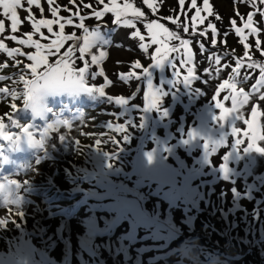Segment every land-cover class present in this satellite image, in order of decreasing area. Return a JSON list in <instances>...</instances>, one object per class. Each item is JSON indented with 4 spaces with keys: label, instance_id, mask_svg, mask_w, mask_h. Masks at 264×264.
Instances as JSON below:
<instances>
[{
    "label": "rangeland",
    "instance_id": "obj_1",
    "mask_svg": "<svg viewBox=\"0 0 264 264\" xmlns=\"http://www.w3.org/2000/svg\"><path fill=\"white\" fill-rule=\"evenodd\" d=\"M116 2L121 7L126 2L131 3L145 16L137 19L129 12L120 22L128 19L135 27L123 24L110 35L117 24L115 14L105 13L97 20L93 12L103 11V4L98 0H76L75 4L70 0H56L60 16L72 18L74 25L78 24L79 17L73 13L79 8L80 15L86 17L85 26L90 31L99 27L110 40L108 45H98L85 53L84 59L89 61L90 85L100 87L105 83L100 76L91 80V72H98L100 68L113 83L105 89V96L83 89L48 94L45 97L47 111L40 116L24 108L23 84L19 82L21 74L31 78L30 70L24 71L23 66L32 63L27 60V54L35 53V49L10 39L12 35L26 38L24 34L33 31L31 22L25 19L28 5L22 0L23 7L17 10L21 24L16 33H12L11 21L3 15L0 6V19L5 23L0 40L8 48H20L25 53L8 57L0 51V65H9L0 67V75L13 77L0 81V87L21 94L16 100L0 94V120L5 125L0 129V184L15 180L19 184V187L14 184L15 195L20 201L7 206L0 197V221H4L0 223V264H49L50 261L58 264L54 259L63 255L66 258L61 264H264V152L256 151L264 148V140L259 139L264 135V101L259 100V94L252 95L249 103L239 109L238 114L243 118L235 121L234 126L240 131L232 135L231 118L219 122L213 119L220 115V109L215 108L216 101L212 100L231 69L224 70L215 79L203 74V68L208 66L206 57L212 51L221 54L228 51L229 56L222 63L233 66L234 57H243L244 48L232 29V19H236L238 27H243L247 14L253 12L264 48V16L260 15L264 4L257 0L254 9L247 0H209L213 16L208 17L205 24H198L196 31H203L208 22L216 24L217 39L226 40V44L218 43L217 48L212 49L210 30L206 38L191 32L190 18L195 14L194 9L188 10L187 17L181 16L190 27L187 34L162 19L180 12L178 0H163L156 13L143 0ZM157 2L160 4V0ZM104 3L111 6V0ZM83 4H91L92 8H84ZM189 4L190 0H186V9ZM41 6L43 14L32 6L35 18L54 19L47 0H41ZM198 6L203 7V0H198ZM237 11L244 20L236 15ZM202 15L207 14L202 12ZM216 15L221 17L219 21ZM152 20H159L170 31H177L181 38L192 37L191 65H180V59H186L183 49L169 53V59L177 65L179 80L193 65L200 80L193 81L191 86L185 85L175 81L173 69L167 64L163 68L152 65L155 61L151 57L159 46L151 45L145 27ZM74 25H66L65 34L75 32L77 37H83V30ZM136 29L145 36L143 42L131 37ZM41 31L48 39H42L38 33H34L33 38L42 44L55 38L46 28ZM53 31L58 32L59 26L54 24ZM245 34H249V30L246 29ZM256 38L249 34V51L254 59L264 62L260 50L255 48ZM197 41L208 46L203 54ZM167 42L170 47L179 44L176 40ZM140 43L151 45L147 53L139 47ZM82 44L83 39L65 41L59 54L49 56V63L54 64L73 46L76 66H83L78 52ZM100 50L106 51L107 57L99 65H92L91 55H99ZM17 60L19 65H16ZM137 60L148 67L145 72L151 71L153 90L163 93L156 109L145 111L148 80L143 77L142 69L132 68ZM130 71L141 79L138 81L135 76L126 81L120 79V74ZM241 72L251 74V79L242 85L251 92L259 70L245 68ZM205 79L209 82L204 83ZM228 94L229 90L224 89L217 100L230 109L231 100L224 99ZM117 96L125 97L126 103L115 104L113 97ZM13 103L17 105L15 110L10 107ZM253 107L258 112L254 142L252 130L245 123L252 121ZM72 112H78L77 118H72ZM8 114L18 121L20 128L12 125ZM126 114L127 118L123 119ZM47 120L54 128L47 130L44 146L30 145L23 129L27 128L33 139L39 141L47 128ZM58 121H67L71 127ZM112 123L125 125L126 132L109 130L108 125ZM130 128L138 135L127 146L124 139L126 137L128 142L133 135ZM190 133L195 135L190 137ZM4 135H10L12 140H4ZM60 136L65 139L61 140ZM98 139L101 143L97 147ZM237 139L242 143L236 147ZM205 142L209 143V150L204 148ZM216 142L221 143L214 145ZM250 143L254 146L247 151ZM211 147L216 151L212 152ZM107 155L114 158L108 159ZM99 221L101 224L114 222L117 232L105 235L99 230ZM68 226L67 231L61 229ZM69 256L71 259H67Z\"/></svg>",
    "mask_w": 264,
    "mask_h": 264
},
{
    "label": "snow or ice",
    "instance_id": "obj_2",
    "mask_svg": "<svg viewBox=\"0 0 264 264\" xmlns=\"http://www.w3.org/2000/svg\"><path fill=\"white\" fill-rule=\"evenodd\" d=\"M144 4L147 5L149 9L153 13L158 12L159 7L162 5L163 0H160V4H158L157 0H143ZM247 2L251 3V6L255 9L257 7V0H247ZM70 3L75 4L76 0H70ZM98 3L103 4V11H94V17L99 20L102 18L105 13H114L115 14V22L120 23L121 17L126 16L131 13V15L137 19L144 17L145 13L141 11L139 8L134 7L131 3H124L121 7L117 4L116 0H111V6L109 4H105L104 0H98ZM260 4H264V0H259ZM26 4L28 7L25 9L28 13L26 20L31 22V28L33 31L25 33L24 35L26 38L18 39L16 35H12L10 37L11 40L17 41L20 45H25L30 48L35 49V53L27 54V60L31 61L30 64H25L23 66L24 71L30 70L31 78H26L25 74L19 75V82L23 84V101H24V108H32V111L35 112V106L30 105V101H33L34 94L36 97L45 94H54L60 91H72V90H87L90 92H97L101 96H105V89L108 85L112 84V80H110L106 75L103 68L100 70L92 71L90 76L91 80L95 81L98 76L104 77L105 83L100 87H96L94 84L89 83V61L84 59L85 53H89L91 49L94 47L108 45L110 40L102 34L99 27L89 30L88 27L85 26V16L80 15L79 8L73 16L79 17V23L74 25V21L72 18H65L60 16V7L56 5V0H47V4L49 6V11L51 16L54 19H36L35 16L32 14V6L39 9L40 13L43 14L44 8L41 6V0H26ZM0 6L3 8V15L8 17L11 21V31L12 33H16L18 31V26L21 24V18L18 16V8L23 7L22 0H0ZM178 6L180 12L175 16L169 15L166 18L172 25L175 26L176 29H181L183 33L187 34L190 32V27L188 24L182 21L181 16L187 17L188 10L194 9L195 14L191 16V32L193 35H198L200 37L206 38L208 35L209 30L211 31V48L216 49L218 43L226 44L225 41H218V29L216 24L212 22H208L207 27L203 31H199L197 33V25L205 24V21L208 17L213 16V6L210 4L209 0H203V7L198 6V0H190V4L188 9H186V0H178ZM84 8H92L91 4H83ZM66 11L68 9H65ZM259 11V9L257 10ZM206 13L207 15H202ZM237 16H240L241 20H244V17L240 15L237 11ZM261 16H264V12H260ZM254 13L249 12L247 14L246 22H244L243 27L237 26L236 19H232L230 24L232 29H234L235 34L240 37V43L243 45L244 53L243 57H234L235 65L233 66L231 63L224 62L225 57L229 56L228 51H224L222 54L218 51L210 52L206 59L208 62V66L203 68V74L207 76L209 79H215L219 77V75L226 69H231L228 78L224 79L222 83L218 85L216 90V94L212 97L213 101H216L214 104L216 109H220V115H215L213 117L216 121H228L231 118L232 127V135H236L237 132L240 131L239 128L235 127V121L242 119L243 117L238 114L239 109L244 105L249 103L250 98L254 93L259 94L258 98L260 101H264V62H261L259 59H254L251 55L249 49L250 45L247 43L249 39V34L256 36L255 40V48L260 50V56L264 57V48H262V41L259 38L261 29L256 26L254 23ZM216 20L219 21L221 17L216 15ZM123 23L128 26L129 28H134L135 25L131 20L125 19ZM56 24L59 26V31H53V25ZM66 25L73 26L82 29L84 32L83 37H77L76 33L73 32L72 34L66 35L65 34V27ZM145 27L148 31V35L151 38V45H159L155 49V55L151 58L155 61L152 64L154 67L163 68L165 64L170 66L173 69L172 75L176 78L175 81H179L185 85L191 86L193 81L200 80L201 76L196 74V67L193 65L187 68V75L183 77L182 80H179L180 72L177 70V65L175 61L169 59V53L176 52L179 53L181 49L184 50L185 58L180 59V65H191L193 62V53L192 48L190 45L193 43L191 39L181 38V35L177 31H170L168 27L165 26L164 23L159 22V20H152L145 24ZM42 28H46L47 32L54 36L55 38L51 40L50 43L42 44L40 40L34 39V33H38L42 39H48L47 36L41 31ZM249 30V34H245V30ZM5 31V23L4 20L0 19V33ZM225 36L228 35L226 32ZM131 37H138L141 42L145 40V36L141 34L139 29L131 33ZM163 37V39H162ZM76 39H83V44L79 46V59L83 61V66L77 67L76 60L74 57V48L73 46H69L62 55H60L59 59L55 61L54 64L49 63V56H56L61 52V49L64 47L65 41H73ZM176 40L179 42L178 46L173 45L169 46L167 41ZM198 47L200 52L203 54L207 51L206 45L204 42L197 41ZM149 44L140 43L139 47L143 49L145 53L149 51L151 47ZM119 47V45H117ZM53 49L55 51H53ZM0 51L7 54L8 57H15L17 55L24 56L25 53L21 51L20 48H8L6 44L0 40ZM47 53V54H46ZM108 53L104 50L99 51V55H91L90 63L92 65H99L106 57ZM247 61V63H245ZM120 62L117 61V64ZM20 61H16V65H19ZM9 65L7 63H3L0 67L7 68ZM43 68V71H39L40 68ZM132 68L134 69H142L143 77L148 80V89L149 91L145 94V100L147 101L145 105V111H149L152 109L158 108L162 94L160 90L154 89L153 82L151 78V71L145 72V69L148 67H144L139 60L135 61L132 64ZM258 69L259 70V78L255 81L254 84L251 85V92L246 91L245 87L242 85L251 79V74L245 72L242 75V69ZM133 76H135L136 80H140L141 76L137 75L135 72H128L127 74H120L121 80H129ZM13 77L0 75V81L10 80ZM43 82L42 85L40 82ZM174 81V82H175ZM204 83H208L209 80L205 79ZM224 89L229 90V94L224 97L225 100H231V108L224 107V104L217 100V97L220 96L221 91ZM0 94L11 96L13 100H16L19 95V92L15 90H11L8 87H0ZM115 104L123 105L126 103V99L123 96L113 97ZM10 107L12 109H16L17 105L15 103L11 104ZM251 115L253 117L252 121H245L249 125V129L252 130V137L251 139L253 142L257 137L255 125H256V118L258 116L257 108L253 107L251 110ZM7 119L12 121V125L14 127L20 128L21 125L18 123L16 119L13 118L11 114H8ZM58 124L63 123L68 127L67 121H58ZM4 124L2 120H0V129L4 128ZM53 125H48L45 129V133H42V139L36 141L32 137V133L27 129L24 128L23 131L26 134L27 142L34 146V147H43L44 146V136L48 129H53ZM108 129L118 133H125L126 126L121 123L116 124H109ZM190 137L194 136L195 133H190ZM126 138V137H125ZM4 140H12L10 135H4ZM60 139H65V136H60ZM259 139L264 140V135H260ZM187 142V141H186ZM222 142V141H221ZM221 142H216L214 145H219ZM101 140H96L97 147L100 145ZM242 143L241 140L237 139L235 141L236 147ZM254 146V143H250L248 146L247 151L251 150ZM204 148L206 150L210 149V145L208 142L204 143ZM211 151L215 152L216 148L211 147ZM256 151L264 152V148H257ZM148 160L151 162L152 154H148ZM11 184H15L19 187V184L15 180L11 181ZM0 223H4V221H0Z\"/></svg>",
    "mask_w": 264,
    "mask_h": 264
},
{
    "label": "clouds",
    "instance_id": "obj_3",
    "mask_svg": "<svg viewBox=\"0 0 264 264\" xmlns=\"http://www.w3.org/2000/svg\"><path fill=\"white\" fill-rule=\"evenodd\" d=\"M42 81L40 84L42 85ZM48 94L41 95L39 97H36L34 94V99L33 101H30V105L35 106V112L37 116H40L44 114L47 111V105H46V100L45 97ZM32 110V108L30 107ZM16 189L14 187V184H11L8 182L0 184V197L3 198V202L5 205L10 206L13 204H19V197L15 195Z\"/></svg>",
    "mask_w": 264,
    "mask_h": 264
},
{
    "label": "flooded vegetation",
    "instance_id": "obj_4",
    "mask_svg": "<svg viewBox=\"0 0 264 264\" xmlns=\"http://www.w3.org/2000/svg\"><path fill=\"white\" fill-rule=\"evenodd\" d=\"M121 23V22H120ZM192 38V37H191ZM191 38H189V39H191ZM195 39V38H194ZM171 43L172 44H174V42L173 41H171ZM207 46V45H206ZM208 47V46H207ZM80 108L82 109L83 107H81L80 106ZM73 114H71V115H73L72 116V118L74 119V118H77V113L78 112H72ZM127 118V114L123 117V119H126ZM72 119V120H73ZM69 122H71V121H69ZM128 122V121H127ZM132 132H133V135L131 136V138H130V140L127 142V138H125L124 139V142H126L127 143V146L128 145H130L132 142H133V139H137V135L138 134H136V130L135 129H133V128H130V133L132 134ZM116 136V135H115ZM120 137V136H119ZM117 138V137H116ZM141 141V143H142V140H140V137H139V142ZM139 144V143H138ZM107 158L108 159H110V158H114V157H112V156H110V155H107ZM115 217H116V215L113 217V219L112 220H114L115 219ZM99 230H101V231H103V233L105 234V235H107L108 233H111V231L113 232H117V225H115L114 224V222H112V221H110V222H108V223H103V224H101V221H99ZM101 225H103L102 227H101ZM69 228V227H68ZM130 231V230H129ZM127 238H129V237H127ZM45 242V244H49V241H44ZM86 250V249H85ZM152 251V250H151ZM178 251H176V253H177ZM85 253H88V252H85ZM67 255H69V254H67ZM43 256H45V255H43ZM66 256V255H65ZM64 255H63V257H61V258H59V259H54V260H56V262L58 263V264H61V261L64 259V258H66ZM67 259H71V256H69ZM66 259V260H67ZM49 264H54L53 263V261H50L49 262ZM86 264H88V263H86Z\"/></svg>",
    "mask_w": 264,
    "mask_h": 264
},
{
    "label": "water",
    "instance_id": "obj_5",
    "mask_svg": "<svg viewBox=\"0 0 264 264\" xmlns=\"http://www.w3.org/2000/svg\"><path fill=\"white\" fill-rule=\"evenodd\" d=\"M122 24H124V23L122 22ZM122 24H119V26H121ZM116 29H117V27L112 28V30L110 31V35H112V33H113L114 31H116Z\"/></svg>",
    "mask_w": 264,
    "mask_h": 264
},
{
    "label": "bare ground",
    "instance_id": "obj_6",
    "mask_svg": "<svg viewBox=\"0 0 264 264\" xmlns=\"http://www.w3.org/2000/svg\"><path fill=\"white\" fill-rule=\"evenodd\" d=\"M47 125H50V123L49 124H47ZM69 227V226H68ZM68 227H66V228H61V229H63V230H66L67 231V228ZM70 228V227H69ZM52 232V231H51ZM63 234H64V232H63ZM55 245V244H54ZM54 245H52L53 247H54Z\"/></svg>",
    "mask_w": 264,
    "mask_h": 264
}]
</instances>
